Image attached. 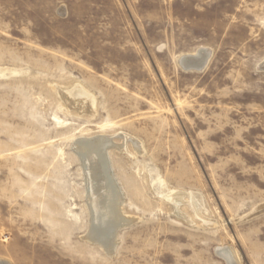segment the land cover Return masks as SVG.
Returning a JSON list of instances; mask_svg holds the SVG:
<instances>
[{
  "label": "rangeland",
  "instance_id": "rangeland-1",
  "mask_svg": "<svg viewBox=\"0 0 264 264\" xmlns=\"http://www.w3.org/2000/svg\"><path fill=\"white\" fill-rule=\"evenodd\" d=\"M102 138L134 220L110 252L87 238L74 150ZM222 248L264 264V0H0V264H226Z\"/></svg>",
  "mask_w": 264,
  "mask_h": 264
},
{
  "label": "bare ground",
  "instance_id": "bare-ground-1",
  "mask_svg": "<svg viewBox=\"0 0 264 264\" xmlns=\"http://www.w3.org/2000/svg\"><path fill=\"white\" fill-rule=\"evenodd\" d=\"M181 61L204 67L206 55L201 52L196 56H185L181 58ZM70 94L76 106L81 105V103L85 105L88 101L86 95L80 90ZM102 143V145H98L91 140L77 141L74 144V150L78 151L87 181V204L90 216L87 238L101 244L106 251L110 252L116 243L117 231L121 227L133 223L134 220L125 218L122 214L121 190L119 191L115 185L106 161L108 159H106V149H109L111 142L103 139ZM168 199L174 201L171 196ZM192 206L200 215L202 207L198 200H194ZM219 250V254L225 258L226 264H235L236 257L230 249L222 248Z\"/></svg>",
  "mask_w": 264,
  "mask_h": 264
},
{
  "label": "water",
  "instance_id": "water-1",
  "mask_svg": "<svg viewBox=\"0 0 264 264\" xmlns=\"http://www.w3.org/2000/svg\"><path fill=\"white\" fill-rule=\"evenodd\" d=\"M179 64L182 66L183 69L185 70H197V71H200L203 69V67H201L200 65H192V64H188V62H184V61H181L179 62Z\"/></svg>",
  "mask_w": 264,
  "mask_h": 264
}]
</instances>
